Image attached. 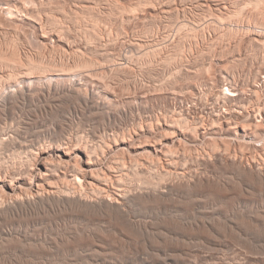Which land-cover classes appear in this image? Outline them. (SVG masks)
Wrapping results in <instances>:
<instances>
[{
    "label": "rangeland",
    "instance_id": "374dc122",
    "mask_svg": "<svg viewBox=\"0 0 264 264\" xmlns=\"http://www.w3.org/2000/svg\"><path fill=\"white\" fill-rule=\"evenodd\" d=\"M249 1L0 0V94L18 95H11V105H0V113L7 110L0 115V138L36 140L33 132L45 129L43 142L61 134L107 148L105 162L119 160L136 170L130 162L145 159L150 171L137 168L142 177L136 180L129 168L126 182L141 191L149 179L153 192L150 205L138 206L150 207L143 221H150V235L120 233L106 223L85 236L96 248L63 244L53 253L58 261L44 260L52 253L43 246L24 247L25 229L36 238L49 233L34 228L36 219L11 213L0 230L16 220L22 233L0 241V264H264V102L242 112L238 102L217 101L223 87L234 89L236 81L264 99L256 84L257 76L264 80V19ZM32 62L52 69L42 77L43 70H34L30 79L25 75ZM83 83L82 94L96 96L104 112L67 90ZM55 85L59 93L51 90ZM258 110L262 117L256 119ZM118 136L127 143L116 147ZM147 140L150 147H135ZM9 148L0 151V168L28 167L25 152ZM69 218L59 219L61 227L73 224Z\"/></svg>",
    "mask_w": 264,
    "mask_h": 264
},
{
    "label": "bare ground",
    "instance_id": "6f19581e",
    "mask_svg": "<svg viewBox=\"0 0 264 264\" xmlns=\"http://www.w3.org/2000/svg\"><path fill=\"white\" fill-rule=\"evenodd\" d=\"M249 2H250L249 3L250 6L252 5L254 7L255 11L258 14V16H260L261 19L262 18L264 19V0H250ZM134 10H135V8H134ZM10 11H12V9ZM97 22L98 21L96 19V23ZM147 55H150V54L147 53ZM0 60H1V62L4 61L3 59H0ZM12 61H13V59H12ZM29 67H30V69L32 71L31 70L30 71H27L29 73L26 72L27 74L24 73L23 76L26 74L25 76L29 77L30 79H32L31 78L32 77V73L35 74V71L34 70H40V71L43 70V71H41L42 74L39 75L40 77H42L43 75H47V72H49V70L52 69L51 68L48 71H45L46 70V67H44V65L42 66V65L37 64V63H34V62H32V64H30ZM55 71H56V69H54L53 74H55ZM58 71H62V70H59L58 69ZM36 72L38 74L40 73L38 71H36ZM60 73L57 72L56 74L58 75ZM48 74H50V73H48ZM67 74H68V71H67ZM29 75H31V76H29ZM17 76H18V74H17ZM36 76H37L36 78L39 79V76L37 74H36ZM18 77L20 78V75ZM27 77H24V78H27ZM10 78L11 79L13 78L12 80L14 81V79H16L15 73H14V75L13 74L10 75ZM0 79L3 80V78L1 76H0ZM26 84L28 85L27 82H26ZM87 84L88 83H83L82 85L81 84L80 85L78 84V86L73 87V88L72 87L71 88H68L67 90L69 92H72V90H77L78 92H80V93H77L76 92L77 93L76 94L77 97L80 100H82L84 102V104H86V106H89V108L91 110H96L97 112H101V113L104 112L105 111V106L102 105V104H100L98 102V100L97 101L95 100V97L96 96L95 97H89V96H86V95L82 94L83 88L84 87H87ZM58 87H60V86L55 85L54 87H52L53 89H51V88L50 89L53 90L55 93H57V92L59 93V91H61V89H59ZM22 89H24V88H22ZM86 89L87 88H85V90ZM62 90H66V88L65 89H62ZM15 91L12 92L11 95H13L14 93H16ZM17 93H20L19 96H21V93L22 92L21 91L19 92V90H18ZM0 95H1L0 96V105H1V103L7 105L8 102H10L9 104L11 105V102L14 100V98H16V97H13V96H15V95L18 96L17 94H15L13 96L7 95L6 94V91H5V93L3 92V94H0ZM255 95L258 96L257 91L255 92ZM23 96H21V98ZM20 99H18V101ZM70 100H71V98H70ZM16 103H17V101H16ZM16 103L13 102L12 104H15L16 105ZM51 107H52V105H51ZM0 108H1V106H0ZM20 108H22V107H20ZM59 108H60V106H59ZM59 108H58V110H59ZM9 109L10 108L8 107V110ZM11 109H12V107H11ZM13 109H15V107ZM5 112H2V113H5ZM51 112H55V111H51ZM2 113H0V115ZM71 113H70V115H71ZM76 114L78 115V113H76ZM56 116H58V115L56 114ZM99 118H100V116H99ZM69 119H70V117H69ZM0 120H1V118H0ZM57 120H58V118H57ZM9 125H11V124H9ZM148 126H150V125H148ZM24 128H26V127H24ZM58 128H59V126H58ZM254 128H255V126H254ZM3 129H4V127H3ZM257 129H258V127H257ZM5 130H9V129L7 128ZM43 130H45V129H43ZM43 130H39V131H37L35 133L33 132L34 135H32V138L36 136V140L33 139V140L27 141V139H29V138L23 139L25 137L21 138V136H19L21 134H19V135L17 134L18 137H16L17 136L16 135L15 137L9 136V137L2 138V139L0 138V151L1 152L3 150L8 149L10 146L11 147H16V148H17V146H19L18 151H19V149H21L22 152H25L26 155L24 154V156H26V159H27L25 161L28 164V167L25 166L26 168H24L22 170L20 169L19 171L18 170H15L17 168H15V169H13L11 171H8V170L5 171L3 168H0V222L3 221V220H5V219H8V217H10V214L11 213L13 214L15 212V213H17L18 217H20V218H24L26 220H28L30 218L36 219L34 222L31 219L32 220L31 224L34 226L35 229H39L38 231L43 230L42 232H40V234H42L44 231L49 233V236H47L45 234L47 237L44 238V239L41 236H40L41 238H36V237H33V235H30L31 233L30 232L28 233L26 231L27 229H25L26 233H25V231H23L24 232L23 234H25V237H23L22 240H21V238H20L21 236H19L20 241H22V243L26 242L25 244H23L24 247L26 246V248H27V245L26 244H28L30 247L32 246V248L35 247V246H37V247L38 246H43V247H41V249L42 248H44V249L46 248L52 254H45L46 256L44 255L42 258L44 259L46 257L48 260L51 259L52 261L53 260L54 261L55 260L58 261L59 258L58 257L57 258H54L53 253H55V252L58 253L57 251L62 252L63 250L61 251L60 248H62L61 246H63V244L65 245V247L68 246L69 249H70V247H72V248L74 247L75 250L81 249V248L84 250V248H86V247L89 250H91L93 248H96L95 246L88 245L89 244L88 241H86V242H88V244H86V242H84L85 239L87 240V238L85 236L88 235L87 233L92 232L94 229L96 231V229L98 227L100 229V226L105 225L106 223H108V224H106L108 226H109V224H112L113 225V227H112L113 229L112 230H114V229L116 231H120V230L121 231H124L125 230V231L129 232V234H132L134 232L135 233H137V232L139 233L140 232L139 234L138 233L137 234L138 235H143V236H144V234H146V236L147 235H150V221L149 222L146 221V220H148L147 218L150 215V212H148L147 209H149L150 207L147 206V208L145 210L142 207H141L142 209H138V206H141V205H139L140 202H141V204L143 202H145V203H147V205H150L149 204L150 203V197L153 195V192L150 191V186H151L150 185V180L149 179L147 180L146 178L144 180H147V181H144L143 180V182L146 184V186L145 185L142 186L143 188H141V191H138L137 190V189H140V187H135L136 188V190H135L134 189V185H129V184H127L128 182H126V181L130 180V179L127 180L126 178H129L130 177L129 175L131 173L130 171H133L132 169H134V171H136L138 169L140 170V169L143 168L142 170H140V172H142L141 174H143V172L145 171V168H144V165H145V167H147L148 170L150 171V169H149L150 166L144 162L145 159L144 160H142V159L141 160L136 159V160H132L130 162L131 163V166H133L134 164L137 165L136 170H135V168L128 167V165H126L125 162L124 163H121L119 160L105 162V161H103L104 159L102 160V158L106 156L105 155L106 154L105 153V151H106L105 149H107V148H105V149L100 148L99 149L97 147L98 149H95V147L94 148L93 147L91 148L90 147L91 145L88 146L86 144L85 145L82 144V143L80 144L79 142L74 143V141L70 140V138H67L66 139L65 138V135L63 136L61 134H60V136L52 137L50 139H47V141L43 142V141L40 140V137H39V135H41L40 133H42ZM56 130L57 129H55V131ZM3 131L4 130H2V132ZM14 131H17V129L15 128ZM46 131H48V130H46ZM0 132H1V130H0ZM19 133H20V131H19ZM30 133H31V131H30ZM58 133H59V131H58ZM5 134H3V135L5 136ZM118 137L121 138L120 136H118ZM118 137H116L115 139H117ZM124 138H121L120 140L117 139L115 141L116 144L115 143L114 144L116 145V147L117 146L118 147H121V146H123V145H125L127 143L126 139H124ZM76 139H78V137ZM81 139L82 138H80V140ZM142 146L143 147H150V140H147L144 143L143 142H139L135 147L139 148V147H142ZM108 148H109V146H108ZM11 149L9 148V150H11ZM118 149H120V148H118ZM22 152H21L20 155H22ZM164 154H165V152H164ZM164 154L162 152V156ZM17 155H19V154H16V156ZM1 156H3V154H1ZM1 159L2 158H0V164L4 163V161L1 163ZM3 159H4V156H3ZM140 163H142V164H140ZM24 164H23V166H24ZM13 165L15 166V164H13ZM10 168H12V167H10ZM129 168H132V169L129 170ZM133 173H134L135 179L136 178H139V177L140 178L142 177V176H140L141 174L139 173V171H138V173H137V171L136 172H133ZM136 180H138V179H136ZM139 181H140V179H139ZM129 183H131V182H129ZM151 184L153 185V183H151ZM155 185H157V184H155ZM153 190L155 191L154 193H156L158 191L155 188ZM150 192L152 193L151 196H150V194H151ZM159 192L160 191H158L157 194ZM3 193H5V194H3ZM65 213L66 214L70 213L71 219L70 218L69 219L72 221V222L71 221L70 222H71V224L73 223L74 226H72L73 224L70 225L68 223L67 224L65 223L66 225H64V227H61V224L59 222H61V220H62L61 217L62 216L63 217L66 216ZM89 214H90V216L92 215L93 218H91V217L88 218L89 216H87V215H89ZM33 216H35V217H33ZM67 216H69V215H67ZM13 217H16V216L13 215ZM10 218L12 219V216ZM59 219H61V220H59ZM144 219H146L145 222L146 223H149V224H146L145 222H143ZM15 222H16V220H14V222L11 223V225H9L11 227L10 228H7V230H4V229L3 230H0V241L1 240H4V239H8L13 234H19V235H21L22 232L19 233V231H21L19 229V227H18L19 225H17L18 223L16 224ZM1 224L2 223H0V225ZM21 224H23V223H21ZM4 225H6V224H4ZM106 225H105V227H106ZM29 226H30V223H29ZM20 227H22V226H20ZM107 228H106V230H107ZM110 228L111 227L109 226V229ZM28 229H31V228L29 227ZM106 230L104 229L103 231H106ZM112 230H110V231L112 232ZM38 231H36V232H38ZM116 231H114V232H116ZM121 231H120V233H122ZM95 233H94V235H95ZM141 233H143V234H141ZM34 235H36V234L34 233ZM14 237H15V235L13 237H11V238L13 239ZM17 237L18 236H16L15 238H17ZM98 240L99 239H97V241ZM90 241H94V240H92V237H91V240ZM101 242H103V241H101ZM93 244L96 245L97 242H95ZM98 246H99V244H98ZM37 247H35V248L38 250ZM72 250H74V249H72ZM43 251H45V250H43ZM85 251H87V249H85ZM73 253H75V252H73ZM86 253H89V252H86ZM74 257L78 258V255H75ZM81 258H83V257H81ZM88 258H89V256H88Z\"/></svg>",
    "mask_w": 264,
    "mask_h": 264
},
{
    "label": "built area",
    "instance_id": "2783aa9c",
    "mask_svg": "<svg viewBox=\"0 0 264 264\" xmlns=\"http://www.w3.org/2000/svg\"><path fill=\"white\" fill-rule=\"evenodd\" d=\"M261 70V71H260ZM259 72H264V69H260ZM246 78V76H245ZM243 83H245V80H242ZM256 84L258 85L259 89L264 91V80H258V76L256 78ZM258 90H255L252 92V90H245L241 87H239L238 81H236V88L234 89H225L223 87V90L221 91L220 97L217 99L218 102H238L239 104H242L239 106L240 110L244 112V109L248 106H250L255 101H259V106H261L263 100H259L258 97L255 95V92ZM254 94V95H253ZM255 98V99H254ZM260 109V108H258ZM259 112L255 113V118L262 117V112L258 110Z\"/></svg>",
    "mask_w": 264,
    "mask_h": 264
}]
</instances>
